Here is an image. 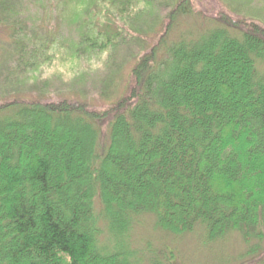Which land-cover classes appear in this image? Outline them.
I'll use <instances>...</instances> for the list:
<instances>
[{"label": "trees", "instance_id": "1", "mask_svg": "<svg viewBox=\"0 0 264 264\" xmlns=\"http://www.w3.org/2000/svg\"><path fill=\"white\" fill-rule=\"evenodd\" d=\"M110 3L73 37L18 7L0 19V264H170L131 245L144 214L169 235L239 236L220 254L264 264L262 16L220 10L192 39L173 37L189 0L142 21L135 0Z\"/></svg>", "mask_w": 264, "mask_h": 264}, {"label": "rangeland", "instance_id": "2", "mask_svg": "<svg viewBox=\"0 0 264 264\" xmlns=\"http://www.w3.org/2000/svg\"><path fill=\"white\" fill-rule=\"evenodd\" d=\"M66 1V2H63ZM165 0H135L136 8H134L135 17L139 20H143L149 15L163 16L167 10L162 6ZM191 2L190 13L188 18H183L178 21L174 27L173 37L178 35H186L192 39H197L198 36L205 34L204 31H210L213 29L210 23V18L214 13H218L220 10L227 11L228 13L236 16H247L255 14L257 12L262 19H256L258 22L264 24V0H189ZM102 5V6H101ZM17 7L23 9L20 12L21 15L32 17L38 16L39 18L46 14L50 20L47 24V28L54 32H63L70 37L75 36L74 32L79 31L81 22H87V18L101 14L104 8L109 10L108 14H113L115 5L110 3V0H0V19H8L10 14L7 9ZM139 7V9H137ZM238 12H237V11ZM28 11L27 14L24 12ZM126 17V15H124ZM248 17V16H247ZM96 21L95 17H93ZM129 24V21H127ZM30 22L25 24V28L29 29ZM18 29L20 28L17 27ZM9 30L0 25V43L8 41ZM94 58L92 59V61ZM83 58L79 59L80 66L70 63L68 68L72 70L84 69L88 66V62ZM127 66L124 64L123 69ZM47 70L65 71L66 66L60 63L58 60L53 61ZM53 74V72H52ZM69 74L64 77V80H68ZM95 77L94 74L90 75ZM54 83H59L54 81ZM89 87V88H88ZM87 91L88 99L96 98L99 89L88 85ZM30 93L37 95L39 91L31 88ZM45 98L56 99L57 96L46 95ZM95 102V101H94ZM97 103V102H96ZM99 103V102H98ZM95 106L99 107L100 104ZM140 224L136 225L135 229L130 233L131 245L142 249L145 253L138 252L144 259H149L151 256L146 254V245L148 244L151 249L155 250V253L161 257L167 255L170 259V264H241V260L234 259L233 255L224 253L226 258L220 254L222 247L228 248L231 253L235 252V249H239V245L242 243L238 237L227 235L222 242L219 239L206 240L202 230L195 231L193 233H187L183 235H169L159 230L154 226L153 215L144 214L139 217ZM231 235H235L232 234ZM101 244L104 243V239L100 236ZM106 243V242H105ZM244 245V244H243ZM233 249V251H231ZM171 252V254H170ZM169 253V254H168ZM164 258V257H163ZM239 258V257H236ZM158 261H161L158 258ZM145 264V262H143Z\"/></svg>", "mask_w": 264, "mask_h": 264}]
</instances>
